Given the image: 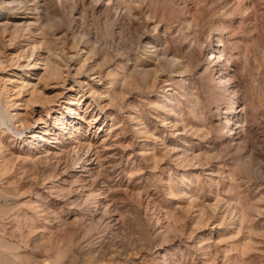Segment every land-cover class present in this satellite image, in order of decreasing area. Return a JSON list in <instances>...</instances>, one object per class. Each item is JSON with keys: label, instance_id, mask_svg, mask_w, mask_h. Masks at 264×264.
<instances>
[{"label": "rangeland", "instance_id": "1", "mask_svg": "<svg viewBox=\"0 0 264 264\" xmlns=\"http://www.w3.org/2000/svg\"><path fill=\"white\" fill-rule=\"evenodd\" d=\"M0 264H264V0H0Z\"/></svg>", "mask_w": 264, "mask_h": 264}, {"label": "bare ground", "instance_id": "2", "mask_svg": "<svg viewBox=\"0 0 264 264\" xmlns=\"http://www.w3.org/2000/svg\"><path fill=\"white\" fill-rule=\"evenodd\" d=\"M221 80V79H220Z\"/></svg>", "mask_w": 264, "mask_h": 264}]
</instances>
